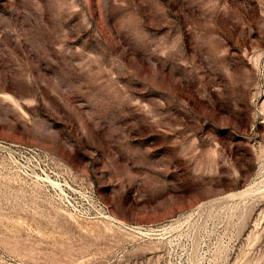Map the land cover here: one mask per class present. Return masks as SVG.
Instances as JSON below:
<instances>
[{"label": "rangeland", "instance_id": "1", "mask_svg": "<svg viewBox=\"0 0 264 264\" xmlns=\"http://www.w3.org/2000/svg\"><path fill=\"white\" fill-rule=\"evenodd\" d=\"M0 264H264V0H0Z\"/></svg>", "mask_w": 264, "mask_h": 264}]
</instances>
